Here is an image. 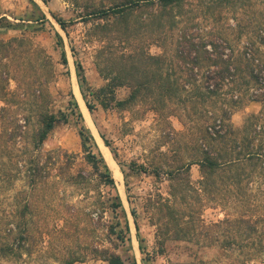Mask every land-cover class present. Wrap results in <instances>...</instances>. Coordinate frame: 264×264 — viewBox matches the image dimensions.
Instances as JSON below:
<instances>
[{"label":"rangeland","instance_id":"374dc122","mask_svg":"<svg viewBox=\"0 0 264 264\" xmlns=\"http://www.w3.org/2000/svg\"><path fill=\"white\" fill-rule=\"evenodd\" d=\"M257 7L264 13V0ZM41 14L44 20H37ZM234 15L239 19L238 13ZM54 17L65 22V30ZM84 17L81 8L66 0H0V107L7 105L18 123H25L14 147L0 153L5 157L18 154L23 159L35 158L43 164L42 181L32 190L21 171L12 189L3 195L7 207L9 196L21 190L29 192L17 200L22 204L23 198H29L32 252L14 264H62L69 257L75 259L70 264H107L94 251L102 247L115 250L125 264L132 260L135 264H243V253L252 249L242 246L239 235L232 233L229 237H234L237 245L222 247L227 233L221 227L215 232L208 230L207 236L216 234L217 242L204 234L173 239L181 238V234L171 226L174 220L170 215L174 213L167 206L179 210L175 215L183 220L198 215L203 225L224 217L223 208L205 196L197 200L191 189L186 188L184 202L179 200L180 193H169L167 169L175 165L177 155L187 161L199 142L194 121L184 115L185 111L191 113L190 104L177 108L179 118L150 111L138 101L122 109L105 110L90 96H83L77 84L76 63L81 65L89 89L104 84L99 67L107 64L106 51L100 54L96 41V16ZM226 17L233 23L230 12ZM253 24L246 27L248 33L255 31ZM245 35L233 45L240 48ZM256 46L264 54V42ZM146 50L152 55L161 52L156 44L147 45ZM179 64L173 59L174 76H180L179 87L184 84L190 89L193 83L183 80L187 71H179ZM36 89L43 95L40 107L33 96ZM24 91L26 96H22ZM4 93L7 103L1 98ZM126 93L125 87H119L116 96L123 98ZM73 102L113 178V187L102 183L83 158L77 133L81 122ZM86 102L93 105L92 111ZM45 109L65 113L67 121L57 122L40 149L34 151L31 135L37 125V111ZM260 110L259 103L248 102L244 112L237 110L231 115V122L238 125L244 113ZM10 128L8 125L7 132ZM5 138L3 135L0 140ZM140 165L146 171L137 169ZM187 175L190 187L198 189V166L191 164ZM171 183L175 185L176 181ZM179 183L183 186L185 180ZM174 187L179 190L177 185ZM260 239L264 245V234ZM261 245L257 244L259 249ZM260 253L244 264H264V250Z\"/></svg>","mask_w":264,"mask_h":264},{"label":"trees","instance_id":"16d2710c","mask_svg":"<svg viewBox=\"0 0 264 264\" xmlns=\"http://www.w3.org/2000/svg\"><path fill=\"white\" fill-rule=\"evenodd\" d=\"M66 1L81 8L85 17L96 16L99 52L106 51L107 64L99 67L105 82L96 89H89L81 65L76 63L77 84L83 96H90L105 110L122 109L138 101L150 111L179 118L181 114L175 113L177 108L184 109L186 103L190 104L191 113L185 111L184 115L194 121L199 142L187 161L177 155L175 165L167 169L168 180L171 179L169 193H180L179 200L184 202L186 188L191 189L197 200L205 196L206 200L223 208L224 217L203 225L198 215L183 220L175 215L179 210L167 206L169 212L174 213L170 215L174 220L171 226L181 234V238L173 239L207 236L209 229L215 232L221 227L227 233H224L222 247L232 248L236 244L234 237H229L232 233L239 235L242 246L252 249L243 253V264L259 257L264 250L260 239L264 234V54L256 46L264 42V13L257 9L260 0ZM228 12L233 16V23L228 22ZM235 12L239 15L237 20ZM54 18L65 30V22ZM38 19L44 20V16L41 14ZM252 22L255 31L248 33L246 27ZM243 33L246 34L241 40L243 43L237 48L233 43H238L236 40ZM55 37L61 41L57 33ZM149 44H156L161 52L150 54L146 50ZM61 59L66 65L63 50ZM173 59L180 62L179 71H187L183 80L193 83L192 88L186 89L184 84L179 87L180 76H174ZM119 87L127 89L123 98L116 96ZM5 95L1 98L7 103ZM22 96H26L25 91ZM33 96L37 106H42L41 91L34 90ZM248 102L259 103L262 111L244 113L241 122L233 124L231 115L237 110L244 112ZM73 106L81 122L77 133L83 158L102 183L113 187V178L83 125L75 102ZM86 107L93 110L89 102ZM60 120L67 121L65 113L57 114L49 109L37 111V125L31 135L32 150L40 149ZM180 122L185 126L181 119ZM24 124L18 123L7 105L0 107V139L3 135L6 137L0 140V150L14 147V140L22 134ZM101 137L110 147L103 135ZM191 164H196L200 172L198 189L190 187L187 179ZM140 166L137 169L146 171ZM42 170L43 164L38 159H23L18 154L5 157L0 153V264L17 263L22 255L32 252L29 198H23L22 204L17 200L19 195L26 196L29 192L21 190L9 196L7 207L3 205L4 193L12 189L21 171L32 190L42 181ZM72 178L74 176L70 180ZM173 180L179 190L171 183ZM182 180H185L183 186L179 183ZM207 237L218 240L214 233ZM94 251L107 264H125L115 250L102 247ZM74 260L69 257L62 264ZM130 264L135 262L132 260Z\"/></svg>","mask_w":264,"mask_h":264},{"label":"bare ground","instance_id":"6f19581e","mask_svg":"<svg viewBox=\"0 0 264 264\" xmlns=\"http://www.w3.org/2000/svg\"><path fill=\"white\" fill-rule=\"evenodd\" d=\"M82 108V107H81ZM87 113V112H86ZM103 154V153H102Z\"/></svg>","mask_w":264,"mask_h":264},{"label":"water","instance_id":"95a60500","mask_svg":"<svg viewBox=\"0 0 264 264\" xmlns=\"http://www.w3.org/2000/svg\"><path fill=\"white\" fill-rule=\"evenodd\" d=\"M60 27V26H59Z\"/></svg>","mask_w":264,"mask_h":264}]
</instances>
